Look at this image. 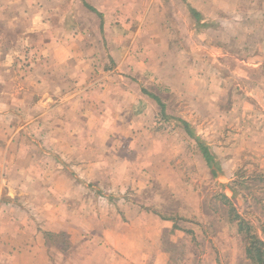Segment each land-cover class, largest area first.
<instances>
[{
    "label": "rangeland",
    "instance_id": "obj_1",
    "mask_svg": "<svg viewBox=\"0 0 264 264\" xmlns=\"http://www.w3.org/2000/svg\"><path fill=\"white\" fill-rule=\"evenodd\" d=\"M48 1L53 22L72 32L59 37L75 40L73 57L57 69L61 92L40 123L16 131L9 124L22 116H0V180L26 168L47 186L45 216L57 211L67 228L45 232L54 264H108L102 238L138 212L172 225L159 264H251L220 195L239 180L233 205L264 225V0ZM24 52L13 60L28 74L48 57Z\"/></svg>",
    "mask_w": 264,
    "mask_h": 264
},
{
    "label": "crops",
    "instance_id": "obj_2",
    "mask_svg": "<svg viewBox=\"0 0 264 264\" xmlns=\"http://www.w3.org/2000/svg\"><path fill=\"white\" fill-rule=\"evenodd\" d=\"M0 4L3 5L0 7V24L8 28L4 37L11 40L0 41V107L5 108L0 111V116H22L20 124H9L18 131L31 123H40V119L52 111L49 101L61 92L57 85V69L73 57L76 43L59 37L72 32L53 22L57 9H50L48 0H0ZM34 46L48 57L38 62L41 69L28 74L25 70L28 65L14 61L13 56H24V51ZM15 50L22 52L17 54ZM60 55L64 58L57 57ZM47 65L52 67L49 71L43 69ZM20 67L24 68L21 70ZM1 127L0 124L3 129ZM13 140L11 137L6 142L13 143ZM25 169L14 168L0 180V196L5 194L13 199L0 200V264L5 259L10 264H54L45 232L58 233L67 228L62 219H57V211L45 216L51 201L48 198L42 200V195L49 193L48 188L33 181L32 176L36 173ZM16 177L19 178L17 183L13 181ZM164 228H172V225L147 212H138L123 229L108 230L106 238H102L109 257L112 255L108 264H112V259L118 264H159L158 260L163 258L160 236ZM71 234L76 236L78 230H71ZM84 243L75 246L71 259L79 254Z\"/></svg>",
    "mask_w": 264,
    "mask_h": 264
},
{
    "label": "trees",
    "instance_id": "obj_3",
    "mask_svg": "<svg viewBox=\"0 0 264 264\" xmlns=\"http://www.w3.org/2000/svg\"><path fill=\"white\" fill-rule=\"evenodd\" d=\"M91 9L94 10L93 8ZM190 11L196 17V10L190 8ZM152 97L158 101L164 111L165 105L161 102V100L156 96ZM183 124L187 133L194 137L198 142L203 157L207 161L208 165L212 168L213 176H218V172H220V165L217 163L214 155L210 152L209 147L194 134L191 126L187 122H184ZM237 185L241 186L243 183H241L239 180L235 181L234 185H229L227 187L232 196L229 197L227 194L223 193L220 195V198L222 199L223 203L228 205L230 208V216L233 222L236 223L238 234L244 244L246 258L251 262V264H264V225H255L253 222L245 219L238 213L235 206L233 205V199L237 195L235 187ZM47 235L51 234L46 233V236Z\"/></svg>",
    "mask_w": 264,
    "mask_h": 264
}]
</instances>
